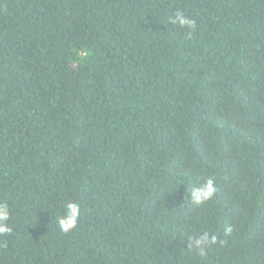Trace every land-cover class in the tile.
<instances>
[{
  "label": "trees",
  "instance_id": "trees-1",
  "mask_svg": "<svg viewBox=\"0 0 264 264\" xmlns=\"http://www.w3.org/2000/svg\"><path fill=\"white\" fill-rule=\"evenodd\" d=\"M0 204V264H264V0H0Z\"/></svg>",
  "mask_w": 264,
  "mask_h": 264
},
{
  "label": "clouds",
  "instance_id": "clouds-1",
  "mask_svg": "<svg viewBox=\"0 0 264 264\" xmlns=\"http://www.w3.org/2000/svg\"><path fill=\"white\" fill-rule=\"evenodd\" d=\"M169 23L173 25H178L181 28L192 29L195 26V21L188 18L180 11H177L174 16L168 18ZM189 199L195 206L206 204L208 201L212 200L216 193V187L214 180L211 176L203 178L202 182L198 185L192 186L189 190ZM80 217V205L77 202H66L63 205L62 214L57 217V222L59 229L62 233L71 232L77 227ZM9 221V209L6 204H0V237H3L12 232V228L8 223ZM231 228H225V233L231 232ZM216 243V235L210 234L205 231L204 234L199 238L195 239L193 237L189 238V251L192 250L194 246L197 249L199 256H204L205 249L210 248Z\"/></svg>",
  "mask_w": 264,
  "mask_h": 264
}]
</instances>
